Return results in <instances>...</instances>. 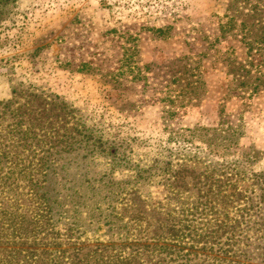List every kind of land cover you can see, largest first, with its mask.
I'll return each instance as SVG.
<instances>
[{
  "label": "rangeland",
  "instance_id": "rangeland-1",
  "mask_svg": "<svg viewBox=\"0 0 264 264\" xmlns=\"http://www.w3.org/2000/svg\"><path fill=\"white\" fill-rule=\"evenodd\" d=\"M185 61L203 88L169 107L160 89ZM19 85L59 95L99 139L62 151L46 184L57 248L79 264L144 242L149 214L190 201L165 163L264 171V0H0V100Z\"/></svg>",
  "mask_w": 264,
  "mask_h": 264
},
{
  "label": "trees",
  "instance_id": "trees-1",
  "mask_svg": "<svg viewBox=\"0 0 264 264\" xmlns=\"http://www.w3.org/2000/svg\"><path fill=\"white\" fill-rule=\"evenodd\" d=\"M198 67L183 62L160 89V100L172 107L175 97L195 99L204 84ZM75 116L59 95L33 86H16L0 100V264H79L57 248L62 233L46 186L62 151L100 146L92 128ZM162 172L172 193H187L190 201L171 197L159 216L148 215L155 231L144 242L126 250L121 241L116 248L113 241V247L101 244L93 264H264V171H233L191 155L165 163Z\"/></svg>",
  "mask_w": 264,
  "mask_h": 264
}]
</instances>
